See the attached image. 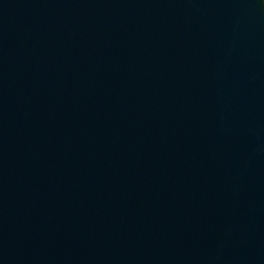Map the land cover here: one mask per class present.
I'll return each instance as SVG.
<instances>
[{"label": "water", "instance_id": "1", "mask_svg": "<svg viewBox=\"0 0 264 264\" xmlns=\"http://www.w3.org/2000/svg\"><path fill=\"white\" fill-rule=\"evenodd\" d=\"M0 264H264V3L0 0Z\"/></svg>", "mask_w": 264, "mask_h": 264}, {"label": "clouds", "instance_id": "2", "mask_svg": "<svg viewBox=\"0 0 264 264\" xmlns=\"http://www.w3.org/2000/svg\"><path fill=\"white\" fill-rule=\"evenodd\" d=\"M262 3H264V0H261Z\"/></svg>", "mask_w": 264, "mask_h": 264}]
</instances>
